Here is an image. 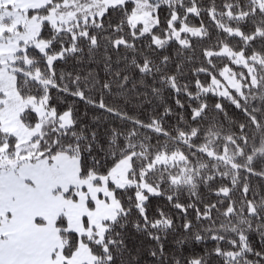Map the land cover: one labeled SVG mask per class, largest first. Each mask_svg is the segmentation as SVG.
Here are the masks:
<instances>
[{"label": "snow or ice", "instance_id": "1", "mask_svg": "<svg viewBox=\"0 0 264 264\" xmlns=\"http://www.w3.org/2000/svg\"><path fill=\"white\" fill-rule=\"evenodd\" d=\"M0 264H264V0H0Z\"/></svg>", "mask_w": 264, "mask_h": 264}]
</instances>
